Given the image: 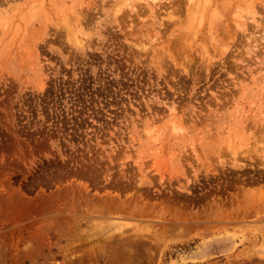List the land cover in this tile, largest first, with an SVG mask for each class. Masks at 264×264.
<instances>
[{"label":"rangeland","instance_id":"rangeland-1","mask_svg":"<svg viewBox=\"0 0 264 264\" xmlns=\"http://www.w3.org/2000/svg\"><path fill=\"white\" fill-rule=\"evenodd\" d=\"M263 67L264 0H0V264H264Z\"/></svg>","mask_w":264,"mask_h":264},{"label":"bare ground","instance_id":"bare-ground-1","mask_svg":"<svg viewBox=\"0 0 264 264\" xmlns=\"http://www.w3.org/2000/svg\"><path fill=\"white\" fill-rule=\"evenodd\" d=\"M122 5H123V4H122ZM117 6H118V5H117ZM125 7H126V6H125ZM191 7H192V6H191ZM191 9H192V8H191ZM153 10H154V9H153ZM193 11H194V10H193ZM196 11H197V10H196ZM196 11H195V12H196ZM193 14H194V13H193ZM199 16H200V15H199ZM46 17H47V16H46ZM193 17L195 18V16H193ZM194 18H193V19H194ZM67 19H68V18H67ZM70 19H71V18H70ZM193 19H192V20H193ZM189 20H190V19H189ZM190 22H192V21H190ZM5 27H6V26H5ZM138 37H139V36H138ZM144 46H145V45H144ZM125 52H126V51H125ZM172 57L174 58L173 55H172ZM177 60H178V59H177ZM203 61H204V60H203ZM165 63H166V62H165ZM201 63H202V62H201ZM183 66H184V65H183ZM260 66H261V65H260ZM261 67H262V66H261ZM263 68H264V67H263ZM263 68H262V69H263ZM184 69H185V68H184ZM262 69H261V70H262ZM256 70H257V69H256ZM253 73H254V72H253ZM258 73H259V72H258ZM251 75H252V74H250V76H251ZM251 77H252V76H251ZM166 79H167V78H166ZM249 79H250V78H249ZM175 88H176V87H175ZM261 88H262V87H261ZM179 93H180V92H179ZM174 95H175V94H174ZM179 99H180V98H179ZM163 102H164V101H163ZM166 103H167V102H166ZM164 104H165V102H164ZM164 104H163V105H164ZM167 104H168V103H167ZM167 104H166V105H167ZM246 106H247V105H246ZM174 107H175V106H174ZM247 108H248V107H247ZM171 111H172V110H171ZM157 112H158V111H157ZM167 114H168V113H167ZM171 114H172L171 116H173V113H171ZM249 114H250V113H249ZM261 114H262V113H261ZM262 115H263V114H262ZM247 116H248V115H247ZM179 117H180V116H179ZM263 117H264V116H263ZM263 117H262V118H263ZM262 118H261V119H262ZM156 119H157V118H156ZM169 120H170V119H169ZM176 120H177V119H176ZM246 120H247V117H246ZM246 120H245V121H246ZM169 122H171V121H169ZM250 122H251V121H250ZM250 124H251V123L248 124V127L250 126ZM244 126H245V125H244ZM158 127H159V126H158ZM177 127H178V126H177ZM252 127L254 128L255 131L258 130L257 133H258V132L260 133L259 136H257V137H259V138L256 137V134H257V133L254 132L255 135L252 136V137H250L251 139H254V143L251 144L250 141H249V145L251 144V145H253V147H252L251 145H250V146L247 145V146H248L249 148L252 147V148H255V149H257V150H253V149H249V148H248V150H249V151L251 150L252 153H250L248 156H246V155L244 156V152H242V154H241V152H240V154L242 155V157H245V158L247 157V158H249V159H253V161L259 159V160H260V163H259L260 165H259V167L262 166V168H264V150L260 149V148H261L260 146H261L262 144H264V119H263V120H256V121H253V123H252ZM252 127H250V128H252ZM180 128H181V127H180ZM245 128H247V127L245 126ZM148 130L150 131V129H148ZM152 131H153V130H152ZM225 131H226V130H225ZM150 133H151V131H150ZM150 135H151V134H150ZM216 138H217V137H216ZM244 139H245V138H244ZM251 139H250V140H251ZM230 142H231V141H230ZM230 142H229V143H230ZM240 142H241V139H240V141H239L238 143H240ZM251 142H252V141H251ZM192 145H193V144H192ZM259 145H260V146H259ZM239 146H241V145H239ZM229 147H230V146H229ZM229 147H228V148H229ZM262 147H264V146H262ZM263 149H264V148H263ZM242 150H243V149H242ZM242 150H241V151H242ZM244 150H245V149H244ZM244 150H243V151H244ZM260 150H261V151H260ZM245 151H247V148H246ZM235 152H236V151H235ZM247 152H248V151H247ZM247 152H246V153H247ZM247 154H248V153H247ZM236 157H237V156H236ZM238 159H241V158L239 157ZM259 160H258V161H259ZM237 161H238V160H237ZM232 162H233V161H232ZM254 163H255V162H254ZM256 167H257V166H256ZM213 170H214V169H213ZM214 172H215V171H214ZM214 172H213V173H214ZM187 178H188V177H187ZM245 189H246V188H245ZM257 192H258V191H257ZM261 192H262V193H261ZM245 194H246V193H245ZM250 194H251V196H250V204H253L252 202H258V203H260L261 199H263V203H262V205L264 204V197H263V196H264V190H263V189L260 190V194H261V195H259V196H256V194H253V192L250 193ZM258 194H259V193H258ZM99 196H100V195H99ZM111 196H112V195H111ZM111 196H110V197H111ZM229 196H230V195H229ZM96 197H97V196H96ZM110 197H109V198H110ZM112 197H113V199L116 198V197H114V196H112ZM103 198H104V197H103ZM117 198H119V197L117 196ZM117 198H116V200H117ZM252 198H254V199H255V198H259V199H258L257 201H252V200H253ZM244 199H245V198H244ZM106 200H107V199H106ZM111 200H112V199H111ZM235 201H236V200H235ZM111 202H112V201H111ZM113 202H114V200H113ZM244 202H245V201H244ZM115 203H116V202H115ZM248 203H249V202H248ZM257 207H258V206H257ZM257 207H256V210L258 209ZM137 210H138V209H137ZM256 210H255V211H256ZM257 211H258V210H257ZM262 211H263V210H262ZM226 212H227V211H226ZM258 212H259V211H258ZM114 213H115V212H114ZM134 213H135V212H134ZM224 213H225V212H224ZM256 213H257V212H256ZM226 214H227V213H226ZM224 215H225V214H224ZM108 256H109V255H108Z\"/></svg>","mask_w":264,"mask_h":264}]
</instances>
